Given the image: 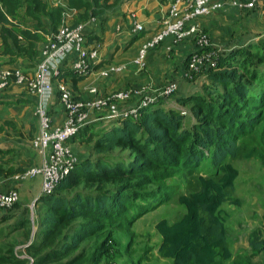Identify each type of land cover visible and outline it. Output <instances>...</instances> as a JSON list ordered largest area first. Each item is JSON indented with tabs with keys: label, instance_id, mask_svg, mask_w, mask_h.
Instances as JSON below:
<instances>
[{
	"label": "trees",
	"instance_id": "1",
	"mask_svg": "<svg viewBox=\"0 0 264 264\" xmlns=\"http://www.w3.org/2000/svg\"><path fill=\"white\" fill-rule=\"evenodd\" d=\"M125 1L68 0L67 10L77 11L71 26L87 24V43L100 41L88 23L107 21ZM64 12L50 0H0L2 54L33 66L38 44L59 31ZM144 33L133 34L134 40ZM253 38L218 52L215 67L193 75L190 83L205 81L201 91L172 95L186 111L169 107V97L141 109L137 119L82 129L69 144L88 145L90 152L52 194L39 196L34 222L21 202L0 209V264H159L148 255L153 248L136 251L130 230L137 219L174 202L177 219L155 226L160 258L171 264H253L264 252V222L246 234L244 252L234 250L230 239L234 209L244 204L236 195L240 170L233 162L257 160L264 168V33ZM75 59L70 56L53 79L58 99V82L71 81L76 89L87 78L71 70ZM11 163L0 159V179L30 167ZM16 209L23 210L21 218L12 213Z\"/></svg>",
	"mask_w": 264,
	"mask_h": 264
},
{
	"label": "built area",
	"instance_id": "2",
	"mask_svg": "<svg viewBox=\"0 0 264 264\" xmlns=\"http://www.w3.org/2000/svg\"><path fill=\"white\" fill-rule=\"evenodd\" d=\"M264 0L234 3L241 9L254 8ZM167 13L160 19L159 30L140 48L132 64L144 69L148 51L157 48L165 40L172 39L175 45L187 39H194L197 50L208 48L209 51L199 53L193 51L186 77L192 80L207 65L216 66L215 57L221 48L216 46L197 20L223 9L231 2H213L212 0H164ZM73 11V12H72ZM65 10L63 24L53 34L44 50V59L35 76H28L20 68H0V94L12 86H25L36 100L35 116L39 121V133L32 140V147L42 159L39 166L27 168L16 174L15 180L24 181L42 178L41 194H52L57 186L66 179L79 163L76 150L69 141L77 136L86 126L99 121H118L127 117L138 118L139 111L157 104L162 99L171 97L178 90V83L170 82L162 88H139L116 91L101 95L96 88L90 89L93 98L77 99L72 89L64 82H58L59 103L63 107L66 120L63 126H55L50 115L51 99L55 95L53 79L60 75L64 62L72 55L76 59L71 70L79 77H88L101 62L100 44L90 45L86 40L87 24L71 26L69 19L75 10ZM136 16L133 15V18ZM95 22V18L92 19ZM145 31L144 26L135 22L133 34ZM215 47V49H211ZM128 69L127 64L112 66L101 70L100 75L109 78L121 74ZM125 103L121 108L120 104ZM20 202L17 189L0 190V209L9 211Z\"/></svg>",
	"mask_w": 264,
	"mask_h": 264
},
{
	"label": "crops",
	"instance_id": "3",
	"mask_svg": "<svg viewBox=\"0 0 264 264\" xmlns=\"http://www.w3.org/2000/svg\"><path fill=\"white\" fill-rule=\"evenodd\" d=\"M67 1L50 0L53 6H61L65 10H67ZM212 1L231 3L219 11L199 18L197 23L208 32L212 42L214 44L216 43L215 45L218 47H223L224 50L235 48L239 42L248 43L251 36H253L251 35L252 31L249 23L251 21H264V2L260 1L255 6V10H253V8L241 9L234 5V3L249 2L250 0ZM166 13L167 5L164 0H126L118 9L113 10L107 21L103 22V18H99L93 23H88V26L93 28L100 37V41H95L90 45L95 43L100 44V64L103 63L104 65L100 69L95 70L87 78L81 80L76 89H74L72 82L69 81L68 86L72 91L74 90L73 93L83 100H88L93 98L89 92L92 88H96L99 94L105 95L131 88L139 89L149 84L155 88L163 87L172 81L178 83L179 89L177 97L180 95L188 96L199 91L200 83L204 80L199 79L190 83L191 81L186 78L188 72L186 61L187 57L195 50L194 39L190 38L180 45H175L173 40L169 38L160 46L154 48L155 50L149 54L144 69H138L132 64L141 46L159 30L160 19ZM133 15L136 17L133 18ZM76 16L77 11H74V14L69 19L70 24L72 20L76 19ZM135 22L141 23L145 28L144 35L136 40H134L133 35ZM245 32L248 33V40L244 37L243 33ZM50 37L49 35H44V40L38 44V54L33 61V66H30L26 59L17 58L11 61L9 56L3 55L1 47L2 40L0 38V68L3 65H14L25 70L28 76H35L39 70L40 63L44 59V50ZM123 64L128 65V69L123 73L113 75L109 78L101 77V70ZM36 103V98L28 92L25 86L14 85L6 92L0 94V150L5 152L7 150H14L12 153L17 152L19 155L17 162L11 163L16 167L27 164L30 167L39 166L42 163V159H38V155L40 156V154L32 147V140L39 133V121L35 116ZM120 107H125V103H121ZM12 111L16 112L15 116H12ZM17 115L21 117L20 123L18 124H16V120L14 119ZM50 115L55 126L64 125L66 115L63 107L59 103L57 95H54L51 99ZM111 122L106 121L101 124L105 126L115 123V121ZM9 135H12V138ZM2 144L3 147L1 146ZM88 153L89 151L86 154H79V158L81 159L82 156L84 157ZM6 156L1 154L0 159H6ZM8 156L10 157V154ZM15 176L8 179L1 178L0 190L17 189L20 194L23 183L16 181ZM38 194L39 198L41 189ZM38 198L33 203L29 200L22 203L20 198L22 209L29 208L28 216H30L33 222L37 218L36 210L38 212L40 211V206L37 205ZM23 210L19 211V215H16L17 219L22 217ZM34 230L36 229L33 227V235L35 233ZM238 234L241 235L240 233Z\"/></svg>",
	"mask_w": 264,
	"mask_h": 264
},
{
	"label": "rangeland",
	"instance_id": "4",
	"mask_svg": "<svg viewBox=\"0 0 264 264\" xmlns=\"http://www.w3.org/2000/svg\"><path fill=\"white\" fill-rule=\"evenodd\" d=\"M73 21L74 20H72L71 23ZM249 27L252 31L251 35L253 36L264 33V21L263 22L262 21H256V22L251 21L249 23ZM243 34H244V37H246L245 39L248 40L249 38L247 37L248 33L245 32ZM253 36H251V40L254 39ZM221 49L224 50L223 47H221ZM154 50L155 49H150L148 51V56ZM190 55H192V53ZM5 67H9V66H6V65L2 66V68H5ZM204 82L205 81H203V83ZM203 83H200V86ZM151 86L152 85L149 84L141 88H144V87L155 88ZM158 88H162V86ZM199 91H201V88ZM175 96H177V94ZM176 100H177V97L173 98L171 96L167 100L169 107L177 108L181 111H186L184 106H182L181 104H178ZM15 115H16V112L12 111V116H15ZM14 119L16 120V124H18L20 123L21 117H18L17 115V117L16 118L14 117ZM106 126L107 125L104 126L103 124H101L98 129H103ZM9 137L12 138V135H9ZM76 145H79V146H76V148L77 150L80 149L78 150L80 155L86 154V152L88 151L90 152V149H91L90 146L88 145L84 146L83 144H80V143H77ZM1 146L3 147V144ZM9 158H12V162L16 163L19 158V155L17 154V152H15V153L10 154V157L6 156V159H9ZM38 159H41L39 155H38ZM233 163L235 167L240 170V177L237 181L236 195L240 196L244 200V204L240 210L234 209L233 220L231 224L233 229L230 231V235H231L230 239L232 241L234 250L239 251V252L240 251L244 252V248L247 247V242L245 241L246 233L251 231L253 228L257 226L262 225L264 222L263 220V216H264V168L261 166V164L257 160H250V161L236 160ZM22 183L23 184L20 189L21 202L24 203L28 200L32 203L35 202L36 199L38 198V195H39L38 193L41 189V183H42L41 178L37 177L36 179H30ZM227 207L228 206H225V208ZM178 210L179 208L177 204L174 202L169 205L161 206L154 211H150L147 215L142 216L140 219H137L135 221V225L130 230V235L136 239V242L138 244V246L137 245L135 246L136 251L143 252L145 247L153 248L150 252H148V255L151 258L150 259L151 261H153L154 263L157 262L159 264H169V263L171 264L170 260H165L159 257V254L157 252V247L159 246L161 242V237L157 234L155 230V226L163 218L168 219L170 222L175 221L178 216V214H176ZM19 211L20 210L16 209L14 212L12 211V213L15 215H19ZM12 222L13 221H9L8 223H5L3 225L9 226L13 224ZM7 230H10V229H7ZM238 233H240L241 235H239ZM18 234L19 233H17V235ZM17 249H22V246H20ZM251 261L253 262V264H264V252L253 257Z\"/></svg>",
	"mask_w": 264,
	"mask_h": 264
}]
</instances>
